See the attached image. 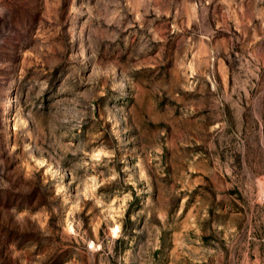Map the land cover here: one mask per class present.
Wrapping results in <instances>:
<instances>
[{
	"label": "rangeland",
	"instance_id": "1",
	"mask_svg": "<svg viewBox=\"0 0 264 264\" xmlns=\"http://www.w3.org/2000/svg\"><path fill=\"white\" fill-rule=\"evenodd\" d=\"M0 264H264V0H0Z\"/></svg>",
	"mask_w": 264,
	"mask_h": 264
}]
</instances>
